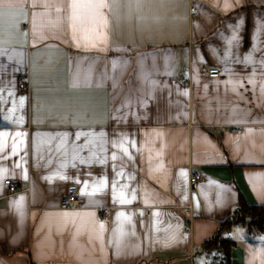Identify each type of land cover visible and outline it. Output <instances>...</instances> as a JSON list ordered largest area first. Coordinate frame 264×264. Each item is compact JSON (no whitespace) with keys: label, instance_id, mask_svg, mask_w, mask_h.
I'll return each instance as SVG.
<instances>
[{"label":"crops","instance_id":"obj_1","mask_svg":"<svg viewBox=\"0 0 264 264\" xmlns=\"http://www.w3.org/2000/svg\"><path fill=\"white\" fill-rule=\"evenodd\" d=\"M240 198L264 204V0H0V264H211L218 231L264 264L221 227Z\"/></svg>","mask_w":264,"mask_h":264},{"label":"trees","instance_id":"obj_2","mask_svg":"<svg viewBox=\"0 0 264 264\" xmlns=\"http://www.w3.org/2000/svg\"><path fill=\"white\" fill-rule=\"evenodd\" d=\"M239 224L247 227L252 234H264V204L248 203L240 198L232 214L222 222L221 227ZM208 248H214L211 264H232L231 250L235 240L221 231L206 241Z\"/></svg>","mask_w":264,"mask_h":264},{"label":"built area","instance_id":"obj_3","mask_svg":"<svg viewBox=\"0 0 264 264\" xmlns=\"http://www.w3.org/2000/svg\"><path fill=\"white\" fill-rule=\"evenodd\" d=\"M195 8L193 6H190V11L194 12ZM201 71L204 75L209 76V77H219L221 75V70L220 68L216 66H209L205 63H202L200 65ZM187 81L184 80V83ZM20 87L22 88H27L28 87V82L26 78H22L20 80ZM203 175L201 172L197 173H192L190 175V185L193 186L200 180H202ZM5 184L8 189V194H15L20 190L21 183L18 178H7L5 179ZM81 198L78 196V187L76 184H70L67 189L66 193L62 199V204L64 207H69V208H77L81 205ZM109 208H103L101 215H105L108 213ZM189 222H186L185 226L186 228L189 227Z\"/></svg>","mask_w":264,"mask_h":264},{"label":"snow or ice","instance_id":"obj_4","mask_svg":"<svg viewBox=\"0 0 264 264\" xmlns=\"http://www.w3.org/2000/svg\"><path fill=\"white\" fill-rule=\"evenodd\" d=\"M95 7L98 8V9H99V8H104V4L101 3V4H99V5H96Z\"/></svg>","mask_w":264,"mask_h":264}]
</instances>
